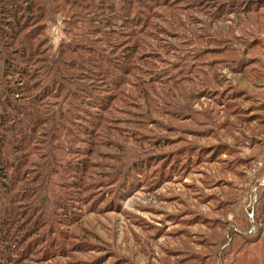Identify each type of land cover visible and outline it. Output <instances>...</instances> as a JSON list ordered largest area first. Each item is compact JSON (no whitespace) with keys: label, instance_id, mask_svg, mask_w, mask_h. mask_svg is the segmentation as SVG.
Returning <instances> with one entry per match:
<instances>
[{"label":"trees","instance_id":"16d2710c","mask_svg":"<svg viewBox=\"0 0 264 264\" xmlns=\"http://www.w3.org/2000/svg\"><path fill=\"white\" fill-rule=\"evenodd\" d=\"M187 1L0 0V53L5 54L0 57L2 252L7 249L10 235L21 245L27 235L36 231L34 225L29 227L26 222L34 221L37 211L43 209V191L52 185L50 174L54 160L59 157L57 152L67 149L66 154L79 155L84 150L90 154L94 146L88 144L98 140L99 145L114 148L112 165L122 160L116 156L127 157L124 164L135 174L133 181L139 175L152 176L150 181L153 182L147 183L152 184L151 189H159L160 182L172 177L173 172L181 171L180 182L192 175L197 177L191 187L199 190L196 197L200 201L197 208L191 205L184 211L187 215L193 213V220L166 212L165 217L174 218L182 228L156 227L155 234H150L156 238V235L181 233V241L171 246L168 256L155 252L136 234L138 242L144 246L141 248L143 254H149L156 264H264V248L259 246L264 239V186L257 189L252 220L248 211L251 189L235 183L246 181L259 158L245 153V149L264 152V127H261V135L252 136L248 131L251 123L254 129L264 125V0ZM58 14H64V21L74 29L82 22L89 23L91 32L84 36L96 45L108 40L109 47L115 51L116 46L121 47L122 41H126L121 55L126 62L135 59L133 54L139 44L151 48L145 52L146 56L139 57L147 61L149 78L145 82L148 87L143 93L140 91L142 97H137L135 106L130 105L134 109L114 103L117 92L114 93V89L106 92L109 89L106 83L114 84L115 74L111 78L98 75L99 63L94 59L89 60L93 63L89 69L87 65L82 66L85 70L82 83L103 89L105 95L101 103L89 107L102 110V114L96 111L90 115L82 105L80 108V104L74 107L71 104L68 109H60L58 115L54 108L60 102L82 95L73 90L75 77L81 79L73 72L81 70L76 68V60L80 63L86 60L84 57L78 60V56L65 58L71 46L68 42L58 50L48 44L44 34L47 22ZM255 14L261 18L257 19ZM107 34L120 39L112 40ZM137 34L151 42L138 40ZM128 42H132L131 46ZM79 48H73V52ZM85 49L96 52L92 45ZM114 56V61L122 58ZM85 57L93 58L91 54ZM155 69L159 70L149 72ZM115 70L114 67L113 73ZM42 71L52 80L44 87L46 92L41 98L38 94L24 96L33 87H40V83L31 84L30 80L37 79ZM125 72L129 74L130 67L125 68ZM101 83L103 86H98ZM133 89L137 88L133 86ZM5 92L8 96L27 97L31 108L12 106L10 100L7 107L11 111L3 108ZM52 95L58 103L53 108L38 104ZM121 113L129 117L117 116ZM76 122L83 124L75 135ZM109 127L114 130V134L110 133L114 138L103 141L104 131ZM171 130L176 136L169 135ZM88 135L98 136V139H89ZM12 141L17 161L16 165H11L14 167L11 172L4 155ZM124 143L129 146L128 150L123 148ZM31 145L29 153L27 149ZM28 153L46 160L33 161V171L27 168L22 174L29 162ZM79 167L84 168L82 164ZM140 169L150 174H143ZM22 179L25 181L20 189L28 192L26 198H33V202L39 204L30 207L34 208L32 217L27 218V210L22 212L26 217L16 222V207L21 205H16L21 201L17 197L21 191L17 195H12V191ZM257 251L262 252L259 258ZM177 253L181 254L176 256ZM124 257V263L137 264L130 256Z\"/></svg>","mask_w":264,"mask_h":264},{"label":"rangeland","instance_id":"374dc122","mask_svg":"<svg viewBox=\"0 0 264 264\" xmlns=\"http://www.w3.org/2000/svg\"><path fill=\"white\" fill-rule=\"evenodd\" d=\"M187 2L192 1L188 0ZM64 16V14H58L54 20H48L47 33L44 34L48 37V44H50L53 50H58L62 46L64 47L67 42V44H71L67 48L70 51L67 52L65 58L71 56L76 58L78 56V60H82L83 57L86 59L84 63L76 60V68L80 67L81 70L73 72L74 76L81 77V79L75 77L73 90L82 95L77 94L65 103L60 102L59 104L63 105V107H60L57 103L54 97L55 94L50 96L49 99L39 101L38 104H44V107H47V109L53 108L54 104H58L54 108L58 115L60 109H68V106L71 104H73V107L80 104L79 107L82 105L85 111L89 112L90 115H94L98 110L90 109L89 107L100 104L105 93H103V89H94L82 83L83 73L85 72L82 66L87 65L89 69L93 65L89 60L95 59L99 63L98 75L105 74V78H111L115 74L114 84L106 83V86L109 87L106 92H111L110 89H114V93L117 92V98L111 96V100L112 98L116 99L114 103L118 106L134 109L130 105L135 106L137 97H142L141 92L148 87V84L145 87V82L149 78V74H147L148 66L145 65L147 61L144 60V57H142L144 61H141L139 57L141 54H143L142 56H146L145 52L150 51L151 48L139 44V49L133 54L135 59L126 62L121 56L126 48L124 47L126 41H122L121 47L120 45L116 46L115 51L109 47L108 40H105V44L99 43L96 45L91 43V40L84 36V34L91 32L89 28L90 24L82 22L78 27L75 26L74 29V27L71 28L66 24ZM254 16L257 19L260 17L259 14H255ZM169 26H172V24H169ZM239 27L242 28V26ZM78 33L82 35L78 36ZM107 35L112 40L118 41L120 39L113 34ZM142 36L144 35L137 34L138 40L151 42L150 39ZM73 37L75 38L73 39ZM137 37L133 41H136ZM123 38L122 40H124ZM127 44L131 46L132 42H128ZM90 45L95 46V53L85 49ZM78 46L81 48L74 53L73 48L76 49ZM89 54L93 58L85 57ZM114 54L116 56L120 55L122 58L116 57L117 59L114 61ZM1 56H5V54L0 53ZM114 67L116 68V73H113ZM127 67H130L129 74L125 72V68ZM110 68L112 72L109 71L111 70ZM157 70L159 69L149 72L155 73ZM30 82L31 84L40 83V87H33L32 91L24 93V96L38 94L39 98H41V94L43 95L46 92L44 87L49 85V82H52V80L42 71L37 79L30 80ZM101 84L98 86H103V83ZM133 86L137 89L134 90ZM192 86L196 87L197 84L196 86L195 84ZM23 87L25 86L23 85ZM2 97L4 100L3 108H8L9 111L11 109L7 107V104L10 101L12 106L16 105L15 107H17L20 105L21 108H31L27 97L8 96L6 92ZM31 100L33 101V98ZM1 110L2 106L0 105V113ZM98 113L102 114V110H99ZM117 116L123 119L129 117L125 113L118 114ZM256 121L258 122V120ZM82 124L81 122H76L75 135L81 130ZM261 127H264V125H257L256 129H254L251 123V130L248 129V131L252 136L261 135L263 131ZM109 129L104 131L103 141L114 138L113 135H110L111 132L114 134L113 128L109 127ZM176 134L171 130L169 135L176 136ZM234 136L238 138L237 134H234ZM88 138L96 140L98 136L88 135ZM96 142L91 145L88 144L89 146H94V150L90 154L84 150L79 155L66 154L67 149L57 152L59 157L54 160V169L50 174L53 179L52 185L43 191V197L45 198L44 202H42L44 203L43 209L37 211L34 221L26 222L27 226L34 225L36 231L31 235H27V238L22 241L21 245L16 244V237L14 235H10L9 240L6 242L7 249L2 252L0 248V262H4L3 264H126L124 263L126 260L124 256H130L137 264H148L149 261L150 264H156L155 261L149 258V254H143L141 248L144 246L138 242L140 240H137L136 234L143 241H147L151 248L153 247L155 252H158L160 255L166 254L168 256L171 246L181 241V233L156 235V238H152L151 236L155 234L156 231L154 229L156 227L166 230H179L182 228L174 218H166V212L179 214L181 219L193 220V213L188 212L189 214L187 215L184 211L187 206L190 208L191 205L197 208V203L200 201V198L196 197L199 190L191 187V183L197 177L192 175L183 182H180L181 171H172V177L164 181L162 180L159 189H151L150 186L152 184L147 183L153 182L150 181L152 176L145 178L144 175H139L133 181L135 174L129 169V165L126 166V163L124 164V162L128 161L127 157L125 158L124 155H119L120 157L116 156V158H122V160L120 163L112 165L113 161L111 158L113 156L111 152L114 151V148L111 146H101ZM13 146L12 141L6 147L4 155V160L8 163L11 172L14 169L11 165H16L17 161V154ZM122 146L125 150L129 148L126 143L122 144ZM32 147L33 145L27 149V152L30 153ZM245 150V153L259 156L258 161L247 174L246 181L244 183L235 181L239 187L251 189L248 204V211H251L256 202L258 187L264 186V152H258L252 148H246ZM75 156L77 157L76 159H74ZM26 158L29 159V162L24 166L22 174L28 171L27 168L33 171V161L44 162L46 160L34 153L29 154ZM80 163L84 166L83 169L79 167ZM123 164L124 167H121ZM139 171L142 173L144 171L143 174H150L144 169H140ZM34 172L31 175L34 176ZM193 176L194 179H192ZM24 181L22 179V182H17L16 187L12 191V195H17L21 191L20 196L17 197L21 201L16 205H21L16 207L18 213V220L16 222L26 217L22 212L27 210H29L27 218L32 217L34 208L30 209V207L39 204L38 201L35 204L33 198H26L28 197L26 196L28 192L20 189ZM244 199H246V196ZM183 200H186V202ZM39 215L42 216L39 218ZM35 221H37L36 224H34ZM150 234L152 235L150 236ZM259 246L264 248V239L259 243ZM259 252L257 251V254ZM178 254L181 253L175 255L178 256ZM252 254H254L253 251ZM261 255L262 252H260L258 258ZM169 259L173 260V258Z\"/></svg>","mask_w":264,"mask_h":264},{"label":"flooded vegetation","instance_id":"af4514ba","mask_svg":"<svg viewBox=\"0 0 264 264\" xmlns=\"http://www.w3.org/2000/svg\"><path fill=\"white\" fill-rule=\"evenodd\" d=\"M249 215H250L251 219L253 220V217H254V211H253V209L249 212Z\"/></svg>","mask_w":264,"mask_h":264}]
</instances>
